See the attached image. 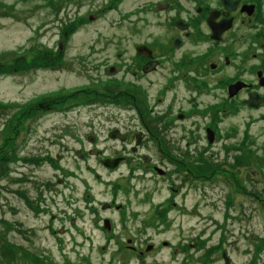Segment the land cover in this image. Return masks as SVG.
<instances>
[{
  "label": "flooded vegetation",
  "instance_id": "1",
  "mask_svg": "<svg viewBox=\"0 0 264 264\" xmlns=\"http://www.w3.org/2000/svg\"><path fill=\"white\" fill-rule=\"evenodd\" d=\"M149 2L150 5L136 7L141 12L145 10L144 15L135 16L141 25L148 26L144 41L119 38L116 43L119 48L113 60L108 62V58L101 55L92 61L95 56L91 54L79 65L84 67L88 83L101 88L100 91L94 90L100 95L94 102L116 104L128 110L147 109V117L142 112L137 114L141 119L139 128L122 122L120 128L109 129L107 137L124 143L121 148L113 147L107 151L106 143L95 146L98 137L94 133L86 134L92 145L90 148L80 146L74 154L82 160L90 154L96 156L102 164L101 173L88 164L66 169L56 166L55 170H60L50 186L41 181L46 186L44 188L34 176L30 187L22 185L15 190L25 205L30 201L37 206L38 212H49L51 220L61 213L68 214L67 219L72 222L71 232L77 229L84 233L75 222L91 218L93 222H103L105 237H121L127 226L124 221H130L140 212L138 223L142 228L148 226L146 220L150 221L152 228H156L155 222L164 226L166 222L183 221L191 214L186 208L188 192L194 194L192 205L196 209L206 200L214 203L221 200L226 207L235 200V173L249 174L246 171H252L259 164L257 158L264 155V0ZM140 24L137 22L130 28L131 36L140 35ZM41 58L55 63L57 69L70 68L59 51L51 58L45 54ZM35 61L36 64L24 63L26 69L22 72L46 67H37ZM25 73L18 81L24 87L27 85ZM8 76L9 73H5L4 77ZM148 86L156 87L154 96L158 100L161 99L159 94H165L168 105L161 110H155L157 105L147 107L143 94L149 92ZM54 97L48 101L44 94L36 96L35 100L29 95L23 98L20 134L21 131L23 135L28 132V121L40 114L38 111L44 109L46 102L45 109L68 110L73 107L72 97L64 102L65 105H54ZM133 117L124 120L133 123ZM236 136L249 145L248 150L243 148L238 152L240 156L229 149ZM146 141L153 142L154 149L150 153H140L139 148ZM216 142L217 149L213 146ZM0 149L5 151L0 156V165H4L12 146L7 149V145H0ZM14 151L16 154V148ZM37 155L17 153V160L23 164L27 161L35 163ZM104 157H117L118 161L107 166L102 163ZM240 159H245V171ZM17 169L15 165L13 169L9 166L8 170ZM228 171L234 173L233 177L221 175ZM24 172L27 170L19 169L21 182L28 180ZM91 172L103 181L101 186H94L98 187L99 194L105 195L104 198L98 199L87 183L86 177L89 178ZM76 173L86 175L80 177L78 186L68 180L69 175L76 177ZM255 179H259V175ZM163 180L169 182L165 184ZM211 188L220 190L218 197H212ZM250 188L252 195L239 185L240 194L264 202V197L252 186ZM133 205L144 207L131 210ZM107 209L117 212L116 216L100 214ZM121 221L122 230L118 227ZM134 229L139 230V227L134 226ZM131 234L138 236L134 231ZM127 241L121 246L130 251L137 250L140 264L152 262V258L143 253L151 251L153 243L146 244L143 250L138 247L140 242L132 243L130 237ZM189 245L195 253L203 249L199 241ZM183 254L182 264H202V259L194 257L190 251Z\"/></svg>",
  "mask_w": 264,
  "mask_h": 264
},
{
  "label": "rangeland",
  "instance_id": "2",
  "mask_svg": "<svg viewBox=\"0 0 264 264\" xmlns=\"http://www.w3.org/2000/svg\"><path fill=\"white\" fill-rule=\"evenodd\" d=\"M149 1L0 0V102L3 104L0 105V145L6 139L7 149L12 146L11 152L16 156L14 160L0 165V244L5 241L6 247L15 248L12 251L0 248V259L4 261L7 254L8 264H11V260L13 264H140L137 250L130 251L121 246L127 244L128 237L132 238V243L140 242L141 246L138 247L143 250L146 244L153 243V249L143 253L152 258L150 264H182L184 251L201 258L202 264H224L222 250H226L231 264H264V202L252 201V197L240 194L238 188L235 200L227 207L221 200L216 203L206 200L196 209L192 205L194 194L188 192L186 208L191 214L186 215L182 222L175 220L174 223L166 222L164 226L155 222L153 225L156 228H152L150 221L146 220L148 226L142 228L138 223L140 212L130 221H124L127 226L121 237H105L103 222H93L91 218L83 221L77 219L75 222V226L84 229V233L77 229L71 232L72 222L67 219L68 214L61 213L51 220L49 212L41 213L36 205H25L21 195L15 191L22 185L30 187V180L34 176L39 184L43 181L50 186L60 170H55L56 166L66 169L88 164L101 173L102 164L96 156L90 154L82 160L74 154L80 146L90 148L92 145L86 139V134L94 133L98 137L95 143L97 147L106 143L107 151L113 147L121 148L124 143L107 137L109 129L120 128L122 122L139 128L141 119L137 114L142 112L147 117V109L128 110L116 104L99 105L94 102L100 97L94 90L100 91L101 88L88 83L84 67L79 65L91 54L95 56L92 61L101 55H105L108 62L113 60L119 48L116 46L119 38L144 41L148 26L141 25L135 16L140 13L144 15L145 10L141 12L136 7L140 4L150 5ZM137 22L141 26L138 29L140 35L131 36L130 28ZM58 51L69 62V69H57L55 63L41 58L42 54L51 58ZM35 60L37 67H46L22 72L26 69L24 63ZM5 73H9L6 78ZM22 73L27 74L25 87L18 83ZM148 87L149 92L143 94L147 107L157 105L155 110H161L168 105L165 94H159L161 99L158 100L154 96L156 87ZM40 94H44L47 101L55 96L52 100L54 105H65L64 102L67 103L68 98L72 97L73 107L68 110L45 109L48 105L46 102L44 109L38 111L40 114L28 121V132L23 135L21 131L20 134V117L24 113L22 100L28 95L35 100ZM132 116L133 123L125 121ZM239 137L233 139L229 149L240 156L238 152L243 148L248 150L249 145L248 142L239 141ZM153 145V142L146 141L139 152L150 153ZM213 146L217 149V142ZM14 148L19 155L24 152L38 154L36 162L23 164L20 159L17 160ZM138 159L142 162L141 158ZM244 160L240 159L243 171ZM257 160L259 164L255 166L261 168V179H253L255 174L252 177L240 171L235 173V181L248 194L252 195V186L264 197V155ZM15 165L27 170L24 172L28 175L27 181H19V169L7 171L9 166L13 169ZM233 174L228 171L221 175L233 177ZM85 176L84 173H76V177L69 175L68 180L78 186L81 184L80 177ZM86 181L98 199L105 197L95 187L103 184L100 178H95L91 172ZM163 181H166L165 184L169 182ZM44 184L41 185L45 188ZM219 191L212 189V197H218ZM249 199L251 201L248 202ZM142 207L133 205L131 210ZM100 214L115 217L117 212L107 209ZM121 224L122 221L118 227L122 230ZM134 226H138L139 230H135ZM131 231L138 236L131 234ZM163 240L167 243L163 244ZM195 241H199L203 247L196 253L190 250L189 245Z\"/></svg>",
  "mask_w": 264,
  "mask_h": 264
},
{
  "label": "trees",
  "instance_id": "3",
  "mask_svg": "<svg viewBox=\"0 0 264 264\" xmlns=\"http://www.w3.org/2000/svg\"><path fill=\"white\" fill-rule=\"evenodd\" d=\"M28 64H36V61H33V62H28ZM24 116V115H23ZM6 142H7V140L6 139H4V141H3V144L2 145H6ZM262 148L264 149V144L262 145ZM4 150L3 149H0V156H2L3 154H4ZM7 156H9L8 158V162H9V160H14L15 158H16V156L14 155V154H12V152H10L9 153V155H6V157ZM35 162H36V159H35ZM7 171H8V169H7ZM255 173H257V174H261V168H259L258 166H255ZM28 204H30V201H28ZM32 204V203H31ZM30 204V205H31ZM3 238H4V236H3ZM4 247H5V249H10V251H12L13 249H15V248H10L9 246H5V241H2L1 242V244H0V248L3 250L4 249ZM17 249V248H16ZM0 262L1 263H5V264H8V262H9V258H8V255L7 254H5V257H4V261L3 260H1L0 259ZM11 264H13V261L11 260Z\"/></svg>",
  "mask_w": 264,
  "mask_h": 264
},
{
  "label": "water",
  "instance_id": "4",
  "mask_svg": "<svg viewBox=\"0 0 264 264\" xmlns=\"http://www.w3.org/2000/svg\"><path fill=\"white\" fill-rule=\"evenodd\" d=\"M110 134H111V136H113V137L115 136V135H113L112 132H111ZM111 161H112L113 163H111ZM117 161H118V158H109V157H105V158L102 159V162H103L105 165H110V166H113ZM223 254L225 255V264H227V263H228V257L226 256V254H225L224 251H223Z\"/></svg>",
  "mask_w": 264,
  "mask_h": 264
}]
</instances>
